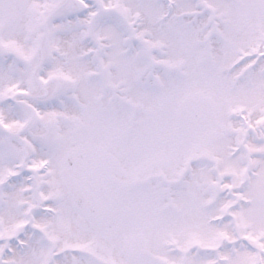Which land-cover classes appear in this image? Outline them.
Returning a JSON list of instances; mask_svg holds the SVG:
<instances>
[{"label": "snow or ice", "instance_id": "1", "mask_svg": "<svg viewBox=\"0 0 264 264\" xmlns=\"http://www.w3.org/2000/svg\"><path fill=\"white\" fill-rule=\"evenodd\" d=\"M0 264H264V0H0Z\"/></svg>", "mask_w": 264, "mask_h": 264}]
</instances>
